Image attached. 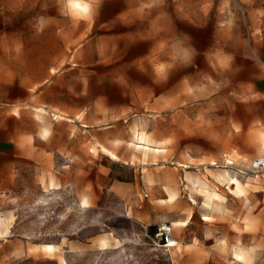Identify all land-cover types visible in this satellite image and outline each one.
Here are the masks:
<instances>
[{
	"label": "rangeland",
	"instance_id": "obj_1",
	"mask_svg": "<svg viewBox=\"0 0 264 264\" xmlns=\"http://www.w3.org/2000/svg\"><path fill=\"white\" fill-rule=\"evenodd\" d=\"M260 27L264 0H0V264H264Z\"/></svg>",
	"mask_w": 264,
	"mask_h": 264
},
{
	"label": "crops",
	"instance_id": "obj_2",
	"mask_svg": "<svg viewBox=\"0 0 264 264\" xmlns=\"http://www.w3.org/2000/svg\"><path fill=\"white\" fill-rule=\"evenodd\" d=\"M253 36L255 53L247 55L249 59V77L246 80V92L252 105L259 110L260 124L264 125V27L255 30ZM6 228L7 226L2 218L0 220V236L8 234L9 230ZM48 248L49 246L46 247L47 250ZM52 248L53 250L56 249L54 246Z\"/></svg>",
	"mask_w": 264,
	"mask_h": 264
},
{
	"label": "built area",
	"instance_id": "obj_3",
	"mask_svg": "<svg viewBox=\"0 0 264 264\" xmlns=\"http://www.w3.org/2000/svg\"><path fill=\"white\" fill-rule=\"evenodd\" d=\"M252 165L255 169L264 172V157L255 160ZM171 231H172L171 228H168V230H162V229L160 230L161 232L160 236L165 240V244H164L165 247L169 246L170 240L172 239Z\"/></svg>",
	"mask_w": 264,
	"mask_h": 264
},
{
	"label": "bare ground",
	"instance_id": "obj_4",
	"mask_svg": "<svg viewBox=\"0 0 264 264\" xmlns=\"http://www.w3.org/2000/svg\"><path fill=\"white\" fill-rule=\"evenodd\" d=\"M0 220H2V216H1V215H0ZM4 227H5V226H4ZM168 228H169V227L165 225V226H163L161 229H162V230H168ZM6 229H7V228H6ZM8 230H9V228H8ZM8 230H7V231H8ZM8 233H9V231H8ZM4 234H5V233H4ZM176 246H178V243L175 242V241H172V240H171V241H170V244H169L168 247H169V248H172V247H176ZM48 250L52 251V250H53L52 246H49ZM237 257H240V256L237 255Z\"/></svg>",
	"mask_w": 264,
	"mask_h": 264
},
{
	"label": "trees",
	"instance_id": "obj_5",
	"mask_svg": "<svg viewBox=\"0 0 264 264\" xmlns=\"http://www.w3.org/2000/svg\"><path fill=\"white\" fill-rule=\"evenodd\" d=\"M48 246H53V245H48Z\"/></svg>",
	"mask_w": 264,
	"mask_h": 264
}]
</instances>
